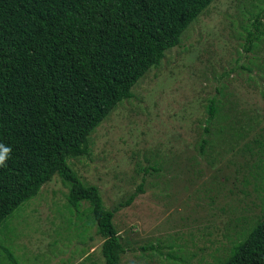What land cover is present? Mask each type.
<instances>
[{"label":"rangeland","instance_id":"rangeland-1","mask_svg":"<svg viewBox=\"0 0 264 264\" xmlns=\"http://www.w3.org/2000/svg\"><path fill=\"white\" fill-rule=\"evenodd\" d=\"M262 145L264 0H215L69 163L107 209L143 186L113 218L120 264H219L264 214ZM67 192L54 176L0 225V264L5 251L18 264H104L87 204L73 211Z\"/></svg>","mask_w":264,"mask_h":264},{"label":"trees","instance_id":"trees-1","mask_svg":"<svg viewBox=\"0 0 264 264\" xmlns=\"http://www.w3.org/2000/svg\"><path fill=\"white\" fill-rule=\"evenodd\" d=\"M214 1L0 0V145L11 149L0 166V225L58 176L68 208L87 204L104 264H120L124 248L113 218L143 186L107 209L69 161L90 155L94 130ZM247 35L250 51L258 37ZM218 112L211 101L207 123ZM228 253L219 264H264V214Z\"/></svg>","mask_w":264,"mask_h":264},{"label":"clouds","instance_id":"clouds-1","mask_svg":"<svg viewBox=\"0 0 264 264\" xmlns=\"http://www.w3.org/2000/svg\"><path fill=\"white\" fill-rule=\"evenodd\" d=\"M10 151V148L0 145V166L5 165L6 160L9 158Z\"/></svg>","mask_w":264,"mask_h":264}]
</instances>
